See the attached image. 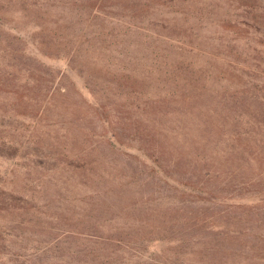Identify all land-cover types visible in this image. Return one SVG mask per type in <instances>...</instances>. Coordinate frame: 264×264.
Masks as SVG:
<instances>
[{
  "label": "rangeland",
  "instance_id": "rangeland-1",
  "mask_svg": "<svg viewBox=\"0 0 264 264\" xmlns=\"http://www.w3.org/2000/svg\"><path fill=\"white\" fill-rule=\"evenodd\" d=\"M179 2L183 29L185 15L194 25L199 16L234 19L241 8L240 0L225 6L217 0ZM258 3L264 7V0ZM21 6L20 0H0V142L10 143L0 155V197L1 191L8 194L0 205V264H89L91 246L113 253L115 264H264V115H256L262 127L244 128L241 142L237 133L229 134L231 153L212 158L205 176L198 162L188 165L186 158L179 170L167 168L185 185L177 194L141 158L106 148L105 129L80 95L81 78L72 73L59 79L67 63L54 58L50 27L41 40L29 28L36 21L34 6ZM39 39L46 55L34 50ZM28 70L37 83L43 79L45 90L24 84ZM47 102L53 105L44 110ZM60 129L66 136L60 138ZM47 130H59L57 145L46 138ZM41 154L53 160H41ZM86 159L106 163L105 170L75 168ZM110 163L122 165L120 178L108 173Z\"/></svg>",
  "mask_w": 264,
  "mask_h": 264
},
{
  "label": "trees",
  "instance_id": "trees-1",
  "mask_svg": "<svg viewBox=\"0 0 264 264\" xmlns=\"http://www.w3.org/2000/svg\"><path fill=\"white\" fill-rule=\"evenodd\" d=\"M20 1L22 8L34 6L36 21L29 22L30 31L42 40L50 27L54 58L67 63L59 79H69L72 73L81 78L80 95L105 129L106 148L115 156L141 158L177 194L185 185L172 179L167 168L179 170L181 159L186 158L188 165L198 162L205 176L212 158L231 153V132L238 134L239 143L245 127H262L256 115H264V7L258 0H240L234 19L199 16L192 25L185 15L184 29L179 24L184 13L175 9L179 0ZM225 1L217 0L223 6ZM118 10L124 14L119 16ZM198 23L216 25L219 30L209 32ZM41 40L34 41V50L43 56ZM83 59L89 64L80 65ZM31 77L29 70L24 72L25 85L45 90L42 78L37 83ZM58 92L68 94L62 88ZM43 105L49 110L53 103ZM247 110L255 112L254 119L239 113ZM58 133L47 130L52 146L57 145ZM63 136L66 132L61 131ZM8 142H0V155ZM41 160L53 157L41 154ZM86 160L74 164L75 168L82 172L94 165L106 168V163ZM121 166L110 163L108 173L120 178ZM149 178L155 180L153 175ZM1 193L0 205H4L8 194ZM16 210L24 213V209ZM90 248L89 264L116 263H111L113 253Z\"/></svg>",
  "mask_w": 264,
  "mask_h": 264
}]
</instances>
